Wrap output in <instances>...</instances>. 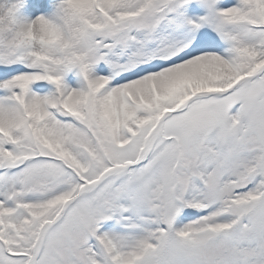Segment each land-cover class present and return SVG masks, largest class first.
I'll return each mask as SVG.
<instances>
[{
	"label": "snow or ice",
	"instance_id": "1",
	"mask_svg": "<svg viewBox=\"0 0 264 264\" xmlns=\"http://www.w3.org/2000/svg\"><path fill=\"white\" fill-rule=\"evenodd\" d=\"M0 264H264V0H0Z\"/></svg>",
	"mask_w": 264,
	"mask_h": 264
}]
</instances>
